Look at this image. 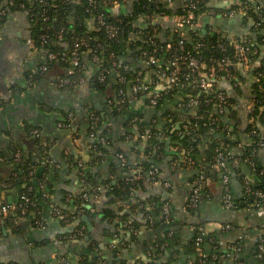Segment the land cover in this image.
<instances>
[{
	"label": "trees",
	"instance_id": "1",
	"mask_svg": "<svg viewBox=\"0 0 264 264\" xmlns=\"http://www.w3.org/2000/svg\"><path fill=\"white\" fill-rule=\"evenodd\" d=\"M48 1L49 4L43 6L38 2H33L32 4L31 0H15V4L9 7L8 15H0V28L13 12L28 10L30 14L32 13L33 17L29 13L28 15L35 48L39 51L47 50L48 52L66 53L65 58L59 56L56 60L50 61L48 68L50 69L54 65L59 66L61 68V77L66 76L68 69L72 66L71 54L77 42L80 43V58L84 65L88 62L85 59V55H88V49H91V51L97 50L102 57L103 65L110 72L107 80L103 82L99 81L95 76L93 86L104 90L111 87L117 91L116 102L121 101V103L115 105V115H122L126 112V106L130 102L127 95L128 87L135 81L137 71L142 68L140 66L137 68L133 67V62L141 59L143 51L153 52L158 46H162V49L157 52L160 59H172L175 55L185 54L187 50H190L195 56H200L207 69L215 68L218 73L219 80L216 83L218 89L225 91L220 87V83L225 79L231 80L233 84L236 83L237 85H239L238 81L242 82L240 64L227 65L222 63L224 59L234 58L237 52L235 45L231 43V39L224 37L219 32L203 33L201 27L197 26V22L203 14L213 12L211 14L213 16H222L224 10L221 7H215L212 0H188L180 7L171 5L168 0H131V7L127 12H119L116 9L117 3L114 2L115 0H98L95 4H91L87 0H80L79 2L72 0ZM233 1V5L229 6L226 11L245 7L246 14H243L244 24L251 20L250 22H253L251 29L255 28L257 22L262 25L254 29V31L259 30V34H257L256 39L252 38L253 41H250L251 50L248 52V56L258 63V66L254 68V72L261 71L264 73V34L260 32L264 28V2L261 0ZM192 3L193 6L191 5ZM21 4H25V8L21 7ZM44 14L47 16V20L43 19ZM99 14H104V23L99 22ZM225 17L230 18V16ZM142 18L146 20L147 24L140 28L137 26V22ZM163 18H168L175 22L168 26L169 36L166 42H163L159 37L164 26L162 23ZM109 25L118 27L116 37L109 35ZM139 29L143 30L141 34L136 33ZM181 39L184 40V50L180 47ZM238 40H240L241 44L244 43L241 38ZM167 44H170L171 48H167ZM127 52H129L131 57L125 59L124 56ZM88 60L91 61V59ZM126 64H129L132 68L126 70L124 68ZM161 68H167L166 63L160 62L154 66L150 65L148 69L156 71ZM180 70L182 73H187L190 70L185 61L180 65ZM111 73L116 74V76H112ZM119 73L126 76L125 82L118 81L117 74ZM112 77H115L114 80ZM185 82L184 86L177 84L172 88L160 90L159 102L154 109L153 116L158 119L159 110L165 108V105L167 106L168 102L166 101L169 99H175L179 94L182 95L181 99L184 101H187L191 95L199 98L200 104L193 109L197 114L191 112L192 108L167 110L165 115L169 114L172 118V122L167 124H175L178 121L180 124V127L174 132L169 130L171 127L158 128L155 125L156 122L149 121L147 123L142 119L145 115L144 113L136 111L131 112V114L125 113V115H128L126 119L129 124H127V132L124 137H130L129 140L136 139L135 148L139 151L143 149L140 152H143L144 155L139 157L138 161L133 164L127 159L123 146H118L117 152L123 154L127 162L123 165L125 171L119 175L116 165L113 164L114 166L110 172H115L118 175L117 182L114 183L112 178H107L102 181L104 185L100 184V180L104 175L103 171L99 169V171L95 172L96 174H93V172L88 170L90 166H94L96 160H89L81 166L79 165V157L70 159L71 169H75L78 175L85 180V185L81 193L75 194L73 203L66 200L70 192L64 191L63 193L64 201L60 204V208L75 214L76 220L66 221L63 217H58L70 229V226L77 222L74 225L75 228L72 231L70 230L68 235L75 234L76 229L86 226L84 217L92 214V208L97 210L99 214H103L104 219L109 220L111 225L106 228V234L109 236L114 235V233L118 235L122 231L131 232L128 240L119 241L115 244L110 257L102 255L103 250L96 239H87L85 241L86 250L80 255L81 264H128L127 260L120 256L124 243H134L135 241L139 243L141 230L143 234H150L151 230L158 225L157 218L160 215L164 216V205L166 203L170 204V199L163 197L162 194H153L143 198L142 191L148 190L150 182L154 183L160 180L162 169L160 164L170 154L169 152L172 148L176 149L175 159L181 158L183 159V165L192 163V165L194 164L197 167L200 164L197 157L201 152L200 145L202 142H206V159L200 166L203 168L200 174L203 173L205 175L206 188L208 180H218L225 172L223 168L216 166L218 149L230 153V162L234 157H239L240 164L234 168L238 173L242 172L241 165L248 163L249 160L252 159L257 163L260 149L257 143L264 137L261 129L263 127L264 131V78L255 84L254 107L251 112L254 120L245 125L233 113V115L230 114L231 122L229 121V124L226 122L225 113L232 109V99L230 97L226 111L220 113L214 108L213 102H208L210 98H214L215 94L192 89L189 81ZM121 88L122 92L119 93ZM145 96L144 93L136 94L137 98L144 100L145 104L149 105V98ZM96 117V126L91 129L97 135L93 142L96 147L92 155L99 159L109 153L108 146L112 145L113 141L107 128L102 126V122L97 115ZM135 118L137 119L135 120ZM232 120L234 121L233 124ZM228 127H230V130H228ZM254 129L256 133L252 132ZM244 132L249 133L251 140L242 141L241 133ZM143 134L148 136L144 142V148L140 147L143 142ZM36 141L40 155L34 157L21 152L19 159L16 158V155H13L9 165L0 168V181L10 184V187L19 186L18 202L22 194H27L34 203L31 212L35 213L36 218L41 219L40 210L46 203L50 202L48 189L53 186V176L57 170L55 172L52 171V163L49 161L51 156L50 147L43 142L41 134ZM168 144L170 148H168ZM232 150L238 153L235 152L236 155L233 156L231 154ZM39 166H44V172L38 181L35 182L36 171ZM229 166V168H232L231 164ZM31 170H33L32 173ZM137 170H139L138 176L135 174ZM226 171L229 172L231 170L228 169ZM254 177L256 180L252 185V189H264V169L257 167ZM100 186H104L105 189L101 191ZM230 187L232 189L231 182ZM169 190L168 188L166 191L169 192ZM95 195L101 196L100 199L104 201L102 206L97 200L92 207L88 206ZM254 198V195L250 193H245L242 198H236L238 208H246L248 203H251ZM15 214V218L21 215L20 211H16ZM139 214L141 216H138ZM171 217H173L172 214ZM163 219L165 218L163 217ZM4 220H7V218L0 220L1 224ZM172 220L174 223L173 218ZM85 234H87V228H84L83 237L77 234L75 235L76 237L72 238L83 239ZM198 235H202V248L208 253L206 264H218L219 261L215 260L214 257L216 252L212 249L209 251L206 245L209 242L208 237L205 235L203 227L198 224H195L192 238L185 245H182L178 229H171L165 235L154 239L144 238L141 240L143 252L146 253L145 256L140 258L141 263L176 264L177 255H180V257L184 255L187 256L185 257L187 259L186 264H201V256L196 245ZM64 240L73 241L70 238H64ZM68 254L70 255V253L64 255L67 262L71 264ZM58 264H63L62 260ZM256 264H264V262L257 257Z\"/></svg>",
	"mask_w": 264,
	"mask_h": 264
},
{
	"label": "crops",
	"instance_id": "2",
	"mask_svg": "<svg viewBox=\"0 0 264 264\" xmlns=\"http://www.w3.org/2000/svg\"><path fill=\"white\" fill-rule=\"evenodd\" d=\"M188 0H171V5L182 6ZM258 1V0H255ZM264 2V0H261ZM215 7H221L226 10L233 5V0H212ZM131 7V0H117L116 9L120 12H127ZM226 18L225 16H213L212 12L200 16L197 26L201 27L203 33L219 32L224 37L233 40L250 35L253 39L257 38L259 30L251 29L253 22L244 24L243 14ZM163 30L169 36V25L175 22L171 19L164 18ZM144 18L139 19L137 26L143 28L146 26ZM264 34V28L260 31ZM31 35V24L27 11H17L9 15V18L3 24L0 30V168L8 166L11 158L17 151L26 155L38 157L40 155L37 145V137L34 130L38 129L43 137V142L50 147L49 161L52 163L54 173L53 186L48 189L49 201L46 203L41 212V224L36 222L35 213L20 215L15 218V213H10L2 222L0 232V264H58L62 258L66 259L64 254L70 253L69 261L73 264V258L81 264V253L86 250L87 239H96L103 250L102 255L110 257L113 253L112 248L119 241L128 240L130 231H122L120 234L109 236L106 234V228L110 222L103 218L97 210L92 208V214L85 215L88 217L86 222L87 234L83 239H73L68 235L70 230L75 228V224L66 227L60 217L55 214V209L60 208L64 191L70 192L66 200L73 203L75 194H79L84 189L85 180L80 177L77 171L72 170L70 159L79 157L81 166L89 160H96L94 166L88 168L89 171L95 172L101 169L104 173L100 180L112 178L117 182V176L125 171L117 152L118 146H123L127 159L135 164L139 157H143V149L140 151L135 148L136 139L129 140L130 137H124L127 132L128 120L125 115L127 112L144 113L142 118L147 123L156 122L158 128H170L174 132L178 129L172 122L169 114L165 115L168 109L178 108V102L182 101V95L179 94L175 99L168 100L167 106L159 110L158 119L154 115L156 107L146 105L144 100L139 99L133 93L131 86L128 87L129 105L126 106V112L122 115H115V105L118 93L113 88L106 90L93 86L96 76V66L85 55L86 70L85 82L76 84L71 87H60L58 80L61 78V68L54 65L52 68L42 72L41 66L46 62L47 50H31L27 44V39ZM131 55L127 52L124 58ZM133 67H142L145 69L143 60H135ZM242 82L233 84L231 80H223L220 87L225 90L228 97L232 99L231 111L225 113L226 122L229 124L230 114H235L242 124H248L253 119L251 115L254 107V92L256 76L254 67H240ZM112 74V73H111ZM35 75V76H34ZM116 74H112V76ZM31 76L33 79H31ZM115 77H112L114 80ZM91 82V83H90ZM164 83L159 84L158 90H163ZM231 112V113H230ZM232 114V115H233ZM98 116L102 126L107 128L112 138V145L108 146V152L104 157L92 155L96 145L93 143L95 137L92 135L93 117ZM234 115V116H235ZM68 116L71 121L68 126H62ZM97 118V117H96ZM255 118V117H254ZM231 122V121H230ZM234 121L232 120V124ZM33 129H31L32 127ZM31 129V130H30ZM263 131V127H261ZM230 130V127H228ZM224 138V136H222ZM243 142L251 140L249 133H241ZM143 139L140 147L144 148ZM206 142L200 145L201 152L198 157L199 166L194 164L183 165V159H175L176 149L172 148L168 156L162 161L160 180L149 183V188L143 192V198L153 194H162L163 197L170 199V208L173 215L170 221L163 219L160 215L157 218V227L151 230L150 234L139 236V243H124L120 256L127 260L128 264H134L141 261L140 258L145 256L141 240L144 238H156L165 235L171 229H178L182 245L188 243L192 238L195 224L203 227L205 235L208 237L206 244L209 251L214 250L218 255H227L233 252V248H238V256H231L223 259L222 264H256L257 263V246L254 238L260 234L264 227V216H259L254 210L247 208L226 209L223 205L224 184L222 177L218 180H208L202 190L199 205L196 208L188 207V200L192 192L193 182L196 176L201 173L200 167L206 159L205 151ZM170 148L169 144L167 145ZM235 150L231 151L234 156ZM238 153V152H237ZM238 155V154H237ZM46 158V157H45ZM239 158V157H238ZM116 165L118 175L111 173L112 167ZM246 165L248 167H246ZM257 167L264 169V147L260 148L257 157ZM42 167L41 175L44 172ZM242 172L238 173L234 168L237 179L243 185L242 196H238V188L232 181V193L235 198H242L244 192V178L254 176V172L248 163L241 165ZM38 169L36 171L35 179ZM231 176V171H230ZM255 178V177H253ZM256 180V178H255ZM170 189L167 192V189ZM20 187H0V207L4 203H15L19 199ZM100 186V190H104ZM18 190V191H16ZM47 195V194H46ZM86 196V195H85ZM101 196L95 195L88 206L92 207L93 203L103 204ZM61 209V208H60ZM62 210V209H61ZM64 211V210H62ZM68 212V211H65ZM71 213V212H70ZM138 216H141L139 214ZM4 218V219H5ZM85 218V217H84ZM68 235V236H67ZM84 235V230L82 234ZM123 235V236H121ZM64 238L73 240L65 241ZM47 241V242H46ZM49 241V242H48ZM213 242V244H212ZM187 256L177 255L176 264H186ZM239 259V260H238Z\"/></svg>",
	"mask_w": 264,
	"mask_h": 264
},
{
	"label": "built area",
	"instance_id": "3",
	"mask_svg": "<svg viewBox=\"0 0 264 264\" xmlns=\"http://www.w3.org/2000/svg\"><path fill=\"white\" fill-rule=\"evenodd\" d=\"M72 1L79 2L80 0H72ZM87 1H89V3H91V4H95L98 0H87ZM31 2H32V4H33V2H38L39 4H42L43 6L49 4L48 0H31ZM114 2L117 3V0H115ZM168 2L170 3L171 0H168ZM14 4H15V0H2V1H0V15H4V16L8 15L10 5H14ZM191 5L193 6V3ZM21 7L25 8V4H21ZM246 9H247V6H246ZM212 11H214V10H212ZM240 12H245V7L236 8V9H232L229 11L225 10V11H223L222 15L233 17ZM28 13L30 14L29 11H28ZM30 16L33 17L34 15L31 13ZM103 16H104V14L98 15V20L100 23H104L103 22ZM43 19L47 20V16L45 14L43 15ZM259 26H262V25L260 22H257L255 24V27H259ZM1 28H0V30H1ZM108 31H109V35L111 37H116L118 34V27L115 25H109ZM142 32H143V30L139 29V30H137L136 33L141 34ZM43 38L46 39V37H44V36H43ZM241 39L244 41L243 44H241L239 42L240 40H238V39L231 41V43H233L235 45L237 52L234 55V58L224 59V60H222V63L227 64V65H238V64H240L243 67H246V66L250 67L251 66V67L256 68V66H258L257 61L254 62V59L252 57L248 56V52L251 50V47L249 44H250V41L252 40V37L247 35V36H243ZM27 44L30 46L31 50L39 51L38 49L35 48L34 41H33V38L31 35L27 39ZM199 44L202 45L201 43H199ZM166 47L171 48V45L167 44ZM180 47L182 50L185 49L184 48L185 44H184L183 39H181V41H180ZM79 48H80V43L77 42L75 44L74 50L71 54L72 66L68 69L67 75L61 77L58 80V85L60 87L74 86L76 84L84 83L86 80L85 79L86 65L82 64V62H81ZM263 48H264V45H263ZM160 49H162V46L156 47L153 50V52H147V51L142 52L143 56L141 57V59L145 63V69L140 68L137 71L136 79L130 85L131 89L135 95L140 94V93H144L146 95L145 97L149 98V106L156 107L158 105V102H159V96L161 95V93H159L160 90H158L159 84L164 83L163 90H165L167 88H172L174 85H177V84L184 86L186 83L185 81H189V85L190 84L192 85V89L200 90L201 92L203 91L206 93L215 94L214 98H210L208 100V102L209 103L213 102L212 104L218 112L224 113L226 111L228 104H229V97L225 91L218 89L216 87V83L219 80V76H218V73L216 72L215 68H211L210 70L207 69V67H206L205 63L202 61L201 57L193 55V53L190 50H187V52L185 54L175 55L172 59L171 58L160 59V57L157 55V52ZM88 50L89 51H87V53H88V55L90 54L89 55V56H91L90 59L94 63V65L96 66V72H97L96 77H97V79L101 82L106 81L110 71L106 66L103 65L102 57H101L100 53H98L97 50H94V51H91V49H88ZM59 56H62L65 58L66 53H64V52L56 53L53 51L47 52L46 62L47 61L48 62L41 66V71L44 72V71L48 70L50 61L56 60ZM184 61L186 62V64L190 68V70L187 73H182L180 70V65ZM160 62L163 64L166 63L167 68L157 69L156 71H151L148 69L150 65L154 66L155 64H159ZM124 68L126 70H128V69L132 68V66L130 67L129 64H126L124 66ZM255 76H256V82H260V80L262 78H264V73L260 71V72L255 73ZM31 79H33L32 76H31ZM117 79L119 82L123 83L126 80V76L119 73V74H117ZM121 92H122V88L119 90V93H121ZM199 104H200L199 98L195 95L194 96L191 95V96H189L187 101H184V100L179 101L177 107L182 108V109L192 108L191 112L197 114L193 109L196 106H198ZM136 119L137 118H135V120ZM70 121H71V116H68L67 119L61 123V125L62 126H68L70 124ZM96 122H97V118L93 117V127L96 126ZM185 126H187V125L185 124ZM33 132L36 136L40 135V131L38 129H35ZM252 132L256 133V130L254 129V130H252ZM262 133H264V131H262ZM91 136L97 137L96 132L92 131ZM142 138L144 140H147L148 136L143 134ZM257 144L260 146V148L264 147V137H263V139L259 140ZM15 155H16V158L19 159L21 154L19 151H17L15 153ZM230 156L231 155L229 152H225V151L218 149L217 154H216V166L218 168H223L225 170V172L222 175V182L224 184V194H223V205H224V207L226 209H238V204L236 202V198L234 197V195L232 193V189L230 187V181H231L230 180L231 176L229 173L230 171L228 172L226 170L230 169L229 168L230 164H231L232 168L237 167L240 164V159L238 157H234V159H232L230 162L229 161ZM119 157H120L122 164L125 165V163L127 162L126 157L123 154H119ZM248 164L252 168L253 172H256L257 166H256L255 161L251 159L248 161ZM80 165H81V163H80ZM32 172H33V170H31V173ZM0 174H1V172H0ZM135 174H136V176H138L139 170H137ZM253 177L249 176V177L244 178V192L248 193V194L249 193L253 194L255 197L251 203H248L246 208L250 209V210H254L256 212V214L259 216H264V189H257V190L252 189V185L255 183V178H253ZM205 186H206L205 175L202 173L193 182L192 192H191V195H190L189 200H188V207L189 208H196L199 205L202 190ZM0 187L9 188L10 184L0 181ZM33 204H34L33 201L31 200V198L27 194H22L19 202L17 201L15 203H4L1 205V207H0V220L4 219L7 215H10L11 212L16 213V211H20V214H22V215L29 214L31 212V208H32ZM55 214L57 216L63 217L64 220H66V221H68V220L75 221L76 220L75 214L62 211L60 208L55 209ZM171 214L172 213H171L170 204L166 203L164 205V209H163V215H164L165 220L170 221L172 218ZM36 222L38 224H41V220L38 218H36ZM1 228H2V224L0 222V232H1ZM83 230L84 229L82 227L76 229V233L72 237H76L75 235H77V234H82ZM202 240H203L202 235H198L196 238V245L198 246L199 255L201 256V264H206L207 259H208V253L206 251H204L202 248ZM254 240H255V244L257 246V257L264 262V227H263L262 232L260 234H258L254 238ZM232 253L235 257H237L238 256V248L234 247L233 252L227 253V255H219L218 256V254H216L214 257H215V260L219 261L218 264H222V260L228 256H231ZM62 262H63V264H69L67 262V260L64 258H62ZM134 264H142V263H141V261H138Z\"/></svg>",
	"mask_w": 264,
	"mask_h": 264
},
{
	"label": "water",
	"instance_id": "4",
	"mask_svg": "<svg viewBox=\"0 0 264 264\" xmlns=\"http://www.w3.org/2000/svg\"><path fill=\"white\" fill-rule=\"evenodd\" d=\"M205 33H206V31H205ZM159 37H160V39H161L163 42H166V41H167V33H166V31H165V30H162V32L160 33ZM177 127L179 128V127H180V124H178ZM246 167H248V166L246 165ZM42 170H43L42 167L38 168V172H37V176H38V177L41 175V171H42ZM230 170H231L232 181H233V183L236 185V187L238 188V193H237V194H238V196H242V192L239 193V191H243V185H242V183L237 179L235 171H233L232 168H230ZM34 181L37 182V181H38L37 178H36ZM16 191H18V190H16ZM12 202H13V201L11 200V203H12ZM85 221L88 223V217H87V216H85ZM88 224H89L88 226H89V229H90V228H91L90 222H89ZM73 264H80V263L76 260V258H73Z\"/></svg>",
	"mask_w": 264,
	"mask_h": 264
}]
</instances>
